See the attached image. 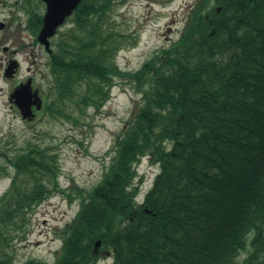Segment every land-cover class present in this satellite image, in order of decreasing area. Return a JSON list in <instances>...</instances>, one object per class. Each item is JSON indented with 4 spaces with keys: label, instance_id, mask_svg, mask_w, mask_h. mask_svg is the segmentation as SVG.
Segmentation results:
<instances>
[{
    "label": "trees",
    "instance_id": "trees-1",
    "mask_svg": "<svg viewBox=\"0 0 264 264\" xmlns=\"http://www.w3.org/2000/svg\"><path fill=\"white\" fill-rule=\"evenodd\" d=\"M21 1L36 41L43 4ZM118 1L82 0L57 31L42 111L78 123L119 80L138 97L131 118L89 190L62 189L57 155L33 142L0 147V179L10 176L0 264H15L12 242L57 192L78 210L51 264H96L107 253L112 264H264V0L196 1L178 39L136 71L114 63L135 41L115 20ZM143 158L158 172L137 203Z\"/></svg>",
    "mask_w": 264,
    "mask_h": 264
},
{
    "label": "rangeland",
    "instance_id": "rangeland-1",
    "mask_svg": "<svg viewBox=\"0 0 264 264\" xmlns=\"http://www.w3.org/2000/svg\"><path fill=\"white\" fill-rule=\"evenodd\" d=\"M198 0H170L153 3L144 0L118 1L113 15L126 34H136L135 43L120 50L114 63L122 71L138 70L154 52L167 48L176 41L186 23L188 12ZM7 3V5H5ZM21 0H4L0 3V19L6 27L0 32V66L6 60H14L17 69L14 76L6 78L0 73V147L14 143L21 149L28 141L37 144L47 152L56 154L59 164L58 183L67 190L73 183L89 190L95 186L113 156V142L125 123L131 118L137 96L119 80L114 81L110 98L100 110H89L85 119L78 123L62 117L38 112L31 122L20 118L16 108L7 100L12 89L30 78L32 86L38 89L44 101L48 84V54L34 39L26 27L25 13L20 10ZM44 7L41 9L43 13ZM172 20L174 21L173 23ZM66 24V23H65ZM65 24L59 29L62 31ZM69 24V23H68ZM172 26L174 32H168ZM7 48V52L3 51ZM3 160L0 158V164ZM134 185L138 188L136 201L141 203L158 172L143 158L136 166ZM10 183V176L0 180V195ZM78 201L69 203L57 192L39 204L32 212L25 237L12 242L14 263L23 264L35 259L53 263L62 244V229L78 210ZM244 259L240 255L239 261ZM96 264H112L110 255L102 257Z\"/></svg>",
    "mask_w": 264,
    "mask_h": 264
},
{
    "label": "water",
    "instance_id": "water-1",
    "mask_svg": "<svg viewBox=\"0 0 264 264\" xmlns=\"http://www.w3.org/2000/svg\"><path fill=\"white\" fill-rule=\"evenodd\" d=\"M44 3L45 11L42 17V26L38 32L37 40L44 47L47 53H50V39L55 35L57 29L64 23L65 19L69 17L81 0H39ZM3 25L0 24V29ZM16 64H11L6 76L10 77ZM10 101L19 110L22 119L32 118L30 112L31 106L35 110L41 108V99L38 95V90L31 88V80L28 79L24 83H20L17 88L10 94ZM99 242L95 244V247Z\"/></svg>",
    "mask_w": 264,
    "mask_h": 264
},
{
    "label": "flooded vegetation",
    "instance_id": "flooded-vegetation-1",
    "mask_svg": "<svg viewBox=\"0 0 264 264\" xmlns=\"http://www.w3.org/2000/svg\"><path fill=\"white\" fill-rule=\"evenodd\" d=\"M6 1V0H5ZM145 2H148V3H153V2H157V1H162V5H164L165 3L167 4L168 1L170 0H144ZM0 3L3 4L4 3V0H0ZM5 5H7V3H5ZM174 21L172 20L171 23H173ZM0 24L3 25L1 31H3L6 27V24H5V19H0ZM5 26V27H4ZM4 28V29H3ZM173 27L172 26H168L167 29H168V32L171 33L172 31L174 32V29H172ZM0 31V32H1ZM3 51L4 52H7V48H3ZM9 64H10V60H6V64L3 65V66H0V73L1 71H3V75L5 74L6 71H8V68H9ZM7 100L9 101V95L7 94ZM32 112L34 111V107H32Z\"/></svg>",
    "mask_w": 264,
    "mask_h": 264
}]
</instances>
